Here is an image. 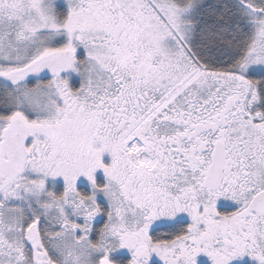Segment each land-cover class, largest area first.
<instances>
[{"label":"snow or ice","instance_id":"6c2138e0","mask_svg":"<svg viewBox=\"0 0 264 264\" xmlns=\"http://www.w3.org/2000/svg\"><path fill=\"white\" fill-rule=\"evenodd\" d=\"M0 264H264V0H0Z\"/></svg>","mask_w":264,"mask_h":264}]
</instances>
